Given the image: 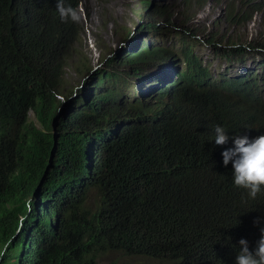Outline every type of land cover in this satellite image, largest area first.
<instances>
[{
  "label": "trees",
  "instance_id": "1",
  "mask_svg": "<svg viewBox=\"0 0 264 264\" xmlns=\"http://www.w3.org/2000/svg\"><path fill=\"white\" fill-rule=\"evenodd\" d=\"M77 30L57 0H0V264H98L109 251L235 264L238 241L252 249L260 237L264 194L234 186L221 153L233 136L264 135V59L260 73L213 79L189 48L177 59L138 41L71 97L62 74ZM225 44L226 57L245 51ZM160 63L175 70L167 86L151 83Z\"/></svg>",
  "mask_w": 264,
  "mask_h": 264
},
{
  "label": "rangeland",
  "instance_id": "2",
  "mask_svg": "<svg viewBox=\"0 0 264 264\" xmlns=\"http://www.w3.org/2000/svg\"><path fill=\"white\" fill-rule=\"evenodd\" d=\"M149 1L150 6L143 7L142 0H81L77 8L78 30L62 74L65 92L72 91L71 97L74 96L88 76L102 67L103 60L122 50L129 51L131 45L138 41L170 49V56L177 59L183 57L185 48H189L213 76L243 77L260 73L264 59V0ZM131 35L133 40H130ZM226 42H238L245 51L226 57L223 55ZM164 65L163 69L157 68ZM170 66L172 64L169 63L156 66L152 84L162 85L172 81L174 68L170 74L165 71ZM117 82L119 85L122 83L120 80ZM131 83L122 89L131 99L139 97ZM67 102L65 100L64 104ZM28 117L39 126L31 110ZM113 261L151 263L114 251L97 259L98 264Z\"/></svg>",
  "mask_w": 264,
  "mask_h": 264
},
{
  "label": "clouds",
  "instance_id": "3",
  "mask_svg": "<svg viewBox=\"0 0 264 264\" xmlns=\"http://www.w3.org/2000/svg\"><path fill=\"white\" fill-rule=\"evenodd\" d=\"M77 8L76 11L78 10ZM57 11L62 21L69 19L75 21L78 18L77 12L71 7H65L63 0H57ZM165 67L164 65L157 68L163 69ZM172 70L173 67L165 71L170 74ZM217 76L219 75H214L213 77ZM172 81L167 84L164 83L162 86H167ZM226 133L225 128L221 126L215 128L216 145L228 143L230 137ZM231 139L233 147L221 153L223 165L228 166L231 162L234 186L246 190L248 198L255 200L258 195L264 194V135L262 131H257L256 138L252 140H249L247 136H233ZM254 223H260L259 219L254 221ZM238 244L239 251L235 257V264H264V227L260 228V237L256 241L254 248L250 249L248 241L244 238H241Z\"/></svg>",
  "mask_w": 264,
  "mask_h": 264
},
{
  "label": "water",
  "instance_id": "4",
  "mask_svg": "<svg viewBox=\"0 0 264 264\" xmlns=\"http://www.w3.org/2000/svg\"><path fill=\"white\" fill-rule=\"evenodd\" d=\"M52 133H53V135L55 137V122L53 123ZM55 145H56V141L54 140V144H53V147L51 149V155L54 153Z\"/></svg>",
  "mask_w": 264,
  "mask_h": 264
},
{
  "label": "bare ground",
  "instance_id": "5",
  "mask_svg": "<svg viewBox=\"0 0 264 264\" xmlns=\"http://www.w3.org/2000/svg\"><path fill=\"white\" fill-rule=\"evenodd\" d=\"M152 83V82H151Z\"/></svg>",
  "mask_w": 264,
  "mask_h": 264
}]
</instances>
